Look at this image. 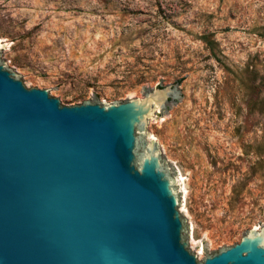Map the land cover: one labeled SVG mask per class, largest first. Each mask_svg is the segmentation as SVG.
Masks as SVG:
<instances>
[{"label":"rangeland","instance_id":"obj_1","mask_svg":"<svg viewBox=\"0 0 264 264\" xmlns=\"http://www.w3.org/2000/svg\"><path fill=\"white\" fill-rule=\"evenodd\" d=\"M0 42L63 105L180 87L150 143L180 182L191 252L264 226V0H0Z\"/></svg>","mask_w":264,"mask_h":264},{"label":"water","instance_id":"obj_2","mask_svg":"<svg viewBox=\"0 0 264 264\" xmlns=\"http://www.w3.org/2000/svg\"><path fill=\"white\" fill-rule=\"evenodd\" d=\"M6 55L0 42V264H264V226L201 261L186 242L180 182L150 143L180 87L63 105Z\"/></svg>","mask_w":264,"mask_h":264},{"label":"bare ground","instance_id":"obj_3","mask_svg":"<svg viewBox=\"0 0 264 264\" xmlns=\"http://www.w3.org/2000/svg\"><path fill=\"white\" fill-rule=\"evenodd\" d=\"M182 179V178H181ZM183 189V188H182Z\"/></svg>","mask_w":264,"mask_h":264}]
</instances>
